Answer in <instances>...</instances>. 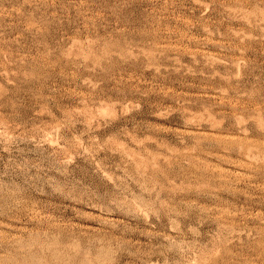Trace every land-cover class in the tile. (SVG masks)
I'll use <instances>...</instances> for the list:
<instances>
[{
  "label": "rangeland",
  "instance_id": "1",
  "mask_svg": "<svg viewBox=\"0 0 264 264\" xmlns=\"http://www.w3.org/2000/svg\"><path fill=\"white\" fill-rule=\"evenodd\" d=\"M0 264H264V0H0Z\"/></svg>",
  "mask_w": 264,
  "mask_h": 264
}]
</instances>
